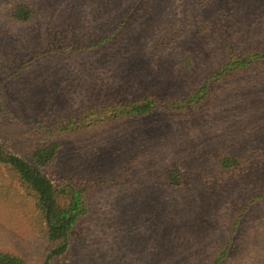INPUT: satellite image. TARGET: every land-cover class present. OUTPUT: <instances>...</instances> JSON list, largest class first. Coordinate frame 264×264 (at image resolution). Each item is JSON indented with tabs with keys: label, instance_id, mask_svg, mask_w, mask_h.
Instances as JSON below:
<instances>
[{
	"label": "rangeland",
	"instance_id": "1",
	"mask_svg": "<svg viewBox=\"0 0 264 264\" xmlns=\"http://www.w3.org/2000/svg\"><path fill=\"white\" fill-rule=\"evenodd\" d=\"M21 2L34 11L26 24L9 17ZM239 45L264 53V0H0V137L29 161L60 137L44 172L84 189L91 208L52 264H214L225 251L221 264H260L264 65L191 100ZM143 97L153 113L115 118ZM227 153L247 164L222 171ZM175 169L180 189L166 184ZM51 246L0 164V252L43 264Z\"/></svg>",
	"mask_w": 264,
	"mask_h": 264
},
{
	"label": "trees",
	"instance_id": "2",
	"mask_svg": "<svg viewBox=\"0 0 264 264\" xmlns=\"http://www.w3.org/2000/svg\"><path fill=\"white\" fill-rule=\"evenodd\" d=\"M33 15L32 7L26 2L14 5L9 13L12 21L22 24L30 22ZM124 19L123 22H126L125 16ZM106 41L111 42L110 39ZM243 48L247 47L239 45L235 48L236 59L229 61L218 73L212 75L206 81V87L200 89L197 95L191 98L192 101L204 99L205 93L208 91L210 94L211 88L208 89V85L211 79L216 77L220 80L223 76L244 72L252 65H264L262 51L251 49L246 52ZM185 57V64H190L186 63L189 57L187 55ZM3 107L4 105L0 103V116L5 112ZM156 108V101L149 97H143L138 101L125 104L123 109L114 116L115 118L121 116L126 120H136L150 115ZM54 137L48 139L45 146L33 151L30 154V161L9 152L0 137V164L8 167L15 175L19 185L29 194L36 211L40 213L45 222L47 240L52 246L48 250L43 264H52L56 258L62 257L69 251L73 233L91 212L88 196L84 189L72 183L63 186L55 185L44 172L49 171L55 165L62 147L60 137ZM218 164L222 171L231 173L245 167L247 160L227 153L221 156ZM165 180L171 188L180 189L184 186V177L178 169L166 173ZM226 254V251L223 252L214 264H221ZM0 264L27 263L19 254L6 251L0 252ZM260 264H264V252Z\"/></svg>",
	"mask_w": 264,
	"mask_h": 264
}]
</instances>
